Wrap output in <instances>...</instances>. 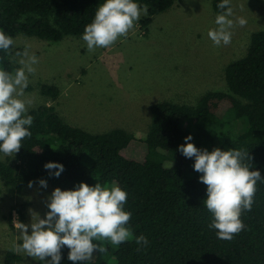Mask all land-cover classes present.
Returning <instances> with one entry per match:
<instances>
[{
    "label": "trees",
    "instance_id": "trees-1",
    "mask_svg": "<svg viewBox=\"0 0 264 264\" xmlns=\"http://www.w3.org/2000/svg\"><path fill=\"white\" fill-rule=\"evenodd\" d=\"M147 8L140 20L142 28L153 16L166 11L175 0H137ZM222 0H212L217 12ZM103 0H0V29L13 38L34 36L59 41L65 36H82ZM18 68L12 48L0 52V69L14 73ZM226 91L204 92L195 104L158 101L150 105L151 120L144 137L123 128L103 132L70 124L53 105L40 104L29 110L31 136L16 153L19 165L0 160V177L20 191L29 181L46 179L52 188L72 189L79 182L105 186L113 184L127 192L126 211L133 238L119 246L104 244L107 251L94 253L91 264H264V182L258 181L250 211L242 212L244 230L230 241L218 239L209 228L211 213L204 207L206 185L192 168L194 160L176 149L183 137L192 134L197 148L211 151L219 147L248 151L250 170L264 177V29L254 31L246 53L224 69ZM41 95L52 100L59 95L53 84H40ZM232 115L246 119V126L233 134L221 131L214 143L215 127ZM64 165L59 178L50 177L46 162ZM20 220L22 208H17ZM143 234L148 245L135 243ZM68 249H62L60 264H72ZM10 251L5 262L19 260ZM50 259V258H49ZM38 264H45L39 260ZM79 264V262H77Z\"/></svg>",
    "mask_w": 264,
    "mask_h": 264
},
{
    "label": "rangeland",
    "instance_id": "rangeland-1",
    "mask_svg": "<svg viewBox=\"0 0 264 264\" xmlns=\"http://www.w3.org/2000/svg\"><path fill=\"white\" fill-rule=\"evenodd\" d=\"M229 8L233 23L228 45L216 46L208 37L209 30L217 28L215 18L224 13L213 9L212 0H175L153 16L147 30L140 25L145 16L141 15L126 36L94 51L88 50L81 36L53 42L17 35L12 56L18 68L27 59L25 52L38 61L18 98L28 102L29 110L43 103L53 105L66 122L85 130L123 128L144 137L151 104L164 100L195 104L206 91L227 90L225 67L246 53L254 31L264 29V0H230ZM240 19L246 22L241 25ZM42 83L59 88L56 99L41 95ZM245 120L227 115L223 124L212 125L214 143L219 144L221 131L236 134L243 130ZM0 160L13 166L21 163L15 156H0ZM47 184L46 189L33 183L17 191L0 177V264H38V258L16 248L22 243L18 222H34L32 212L43 218L48 210L46 197L53 190ZM17 208L23 210L22 221ZM8 251L19 255V260L5 262Z\"/></svg>",
    "mask_w": 264,
    "mask_h": 264
},
{
    "label": "clouds",
    "instance_id": "clouds-1",
    "mask_svg": "<svg viewBox=\"0 0 264 264\" xmlns=\"http://www.w3.org/2000/svg\"><path fill=\"white\" fill-rule=\"evenodd\" d=\"M230 0H222L219 7L228 8ZM147 14L137 0H103L96 9L91 23L84 27L81 39L89 51L108 48L120 37L126 36L141 15ZM231 10L217 15L216 29L209 30L208 37L214 45H228L231 42ZM246 21L240 19L243 25ZM12 36L0 29V52H7L14 46ZM14 73L0 69V156L13 157L22 148V141L31 136L33 116L29 114L28 102L19 99L28 87V74L34 72L35 55L24 53ZM184 143L177 151L185 158L194 160L192 168L199 173V182L206 185L204 207L211 213L209 228L215 230L218 239L230 241L244 230L240 218L242 212L250 211L258 181L264 182L259 170H250L251 157L248 151L219 147L211 151L197 148L191 141V133L183 137ZM50 177L59 178L64 165L49 161L43 165ZM40 188L48 187L46 179L36 181ZM33 187V182H28ZM127 192L118 185L105 186L97 182L88 185L79 182L72 189L54 188L46 197L48 209L43 218L35 214L34 222H18L22 243L17 245L27 257L38 258L45 264H60L62 249H68L67 259L72 264H91L94 253H104L107 248L98 241L119 246L133 238L129 222L132 213L126 211ZM31 214V215H32ZM135 243L148 245L143 234L135 236ZM50 258V259H49Z\"/></svg>",
    "mask_w": 264,
    "mask_h": 264
}]
</instances>
